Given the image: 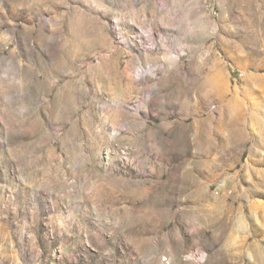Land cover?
I'll list each match as a JSON object with an SVG mask.
<instances>
[{
	"label": "rangeland",
	"instance_id": "1",
	"mask_svg": "<svg viewBox=\"0 0 264 264\" xmlns=\"http://www.w3.org/2000/svg\"><path fill=\"white\" fill-rule=\"evenodd\" d=\"M0 264H264V0H0Z\"/></svg>",
	"mask_w": 264,
	"mask_h": 264
}]
</instances>
